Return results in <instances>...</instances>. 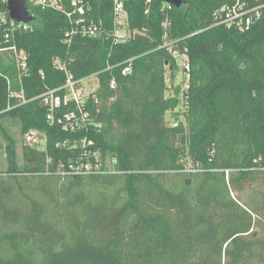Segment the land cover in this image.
Returning <instances> with one entry per match:
<instances>
[{
	"label": "trees",
	"instance_id": "obj_1",
	"mask_svg": "<svg viewBox=\"0 0 264 264\" xmlns=\"http://www.w3.org/2000/svg\"><path fill=\"white\" fill-rule=\"evenodd\" d=\"M85 1L102 37L67 44L66 16L30 7L33 29L17 38L28 75L20 85L12 58L0 64V264H264V14L240 32L216 24L219 0H128L134 35L113 45L114 0ZM170 49L186 53L189 78L167 95L179 70ZM57 59L77 79L99 73L97 130L47 122L42 96L66 83ZM32 130L44 150L25 144ZM85 138L119 174L70 173L88 162Z\"/></svg>",
	"mask_w": 264,
	"mask_h": 264
},
{
	"label": "built area",
	"instance_id": "obj_2",
	"mask_svg": "<svg viewBox=\"0 0 264 264\" xmlns=\"http://www.w3.org/2000/svg\"><path fill=\"white\" fill-rule=\"evenodd\" d=\"M128 0H114V28L109 37L113 45L126 43L134 33L128 30V15L125 10V2ZM221 5L215 11L214 17L217 25H223L227 29L245 32L253 25L257 24L264 14V0H219ZM73 7L68 11L67 7ZM85 0H27V6L31 8H40L42 10H52L62 13L70 22L71 29L65 33V42L70 44L76 35L85 38H100L104 33L102 24H95L93 21L87 22L85 18V6H88ZM31 11V10H30ZM78 15L77 19L74 16ZM33 23V22H32ZM32 23H18L11 19L8 10V0H0V55L9 53L16 67L18 82L21 85L24 77L28 75V55L26 51L18 46V36L32 31ZM165 31L168 28V22L164 23ZM136 34V33H135ZM195 35V34H192ZM167 37V36H165ZM171 43H166L169 46ZM172 55L177 59L178 56L184 58L185 74L188 77L189 61L186 53L180 54V51H172ZM130 59L125 63L122 71L123 75L131 73L132 62ZM54 67L65 72L66 83L62 88L50 90L45 93L43 104L47 108V122L50 125H57L62 130L71 133L88 132L91 129L97 130L100 127L96 123L95 114L99 113L100 104V81L99 73L84 77L75 78L57 59L54 61ZM108 67L107 69H111ZM171 80L168 77L167 83ZM12 81L7 78L8 91L11 97H17L24 100L23 89L13 91ZM115 81H112L111 88H115ZM173 126H178L177 122H172ZM24 142L30 148L42 151L45 149L46 139L37 131H28L23 136ZM84 157L87 163H81L79 166H70L71 174L91 175V174H119L115 169L117 160L105 162L101 159L98 150L90 148L95 146L93 140L85 138L82 143ZM94 162H90V160Z\"/></svg>",
	"mask_w": 264,
	"mask_h": 264
},
{
	"label": "rangeland",
	"instance_id": "obj_3",
	"mask_svg": "<svg viewBox=\"0 0 264 264\" xmlns=\"http://www.w3.org/2000/svg\"><path fill=\"white\" fill-rule=\"evenodd\" d=\"M9 56H10L9 53L1 54L0 55V58H1L0 59V64H3V65L8 64V62H9V60H8L9 58L8 57ZM177 65L179 67V70H178V72L175 73V76H174L173 89L171 88L172 85L169 82L170 84H168L169 88H168L167 95L173 94V92H174L176 87H179L181 89L182 93L187 88L188 79H187V76L185 74V70H184V66H183L184 65V58L183 57H180V56L177 57ZM167 75L170 78V76H171L170 72H168ZM181 96H182V94H181ZM166 119L168 121L172 120V115L170 113H168L167 116H166ZM7 126H8V128L10 130V133L19 142L18 157H19L20 164H22V147H23V145L21 143V137L22 136H21V133H20V126H19L18 123H11V124L9 123V125H7ZM5 145H6V143L4 141L0 140V172H6L7 167H8L7 162H6V154H5V151H4ZM1 176L3 178H7L8 177L6 173L2 174ZM256 186H257V188H256L257 190H259L260 188H263L261 181L258 182V184ZM253 191H255V190H251V189L247 188V190L244 193V195L243 194L242 195L244 197H246V195H248V196L249 195L250 196L254 195L256 197V199H258L260 201V195H257L256 193H253ZM233 196L235 198H239V195L237 193H234ZM256 230L258 232H260V229L258 227H256Z\"/></svg>",
	"mask_w": 264,
	"mask_h": 264
},
{
	"label": "water",
	"instance_id": "obj_4",
	"mask_svg": "<svg viewBox=\"0 0 264 264\" xmlns=\"http://www.w3.org/2000/svg\"><path fill=\"white\" fill-rule=\"evenodd\" d=\"M166 3L180 6L179 0H164ZM8 10L11 19L18 23L29 24L35 22L36 18L27 6V0H8ZM190 181H188V184Z\"/></svg>",
	"mask_w": 264,
	"mask_h": 264
}]
</instances>
